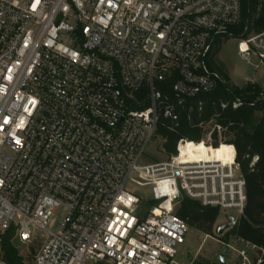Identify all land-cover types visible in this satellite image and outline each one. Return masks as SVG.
<instances>
[{
	"label": "built area",
	"instance_id": "built-area-1",
	"mask_svg": "<svg viewBox=\"0 0 264 264\" xmlns=\"http://www.w3.org/2000/svg\"><path fill=\"white\" fill-rule=\"evenodd\" d=\"M241 20L242 0H0V264L9 234L23 264H178L185 196L233 216L227 233L237 225L247 191L233 144L186 157L215 148L208 131L147 158L159 127L224 81L214 52ZM236 39L264 66V30ZM136 185L164 202L145 209ZM237 241L224 243L239 264L262 263Z\"/></svg>",
	"mask_w": 264,
	"mask_h": 264
},
{
	"label": "trees",
	"instance_id": "trees-1",
	"mask_svg": "<svg viewBox=\"0 0 264 264\" xmlns=\"http://www.w3.org/2000/svg\"><path fill=\"white\" fill-rule=\"evenodd\" d=\"M263 30L264 1L242 0L241 23L231 27L227 35L218 39L214 56L216 57L228 39L246 38ZM214 66L224 75V81L214 91L201 93L187 101L175 128L166 121L165 125L159 127L157 139L161 143V152L166 158H170L178 154L177 144L181 139L199 143L208 132L207 126L211 124L216 127L212 133V144L215 148H209L205 143H200L196 148L195 145L189 144L187 155L201 147L200 156L210 155L212 151L215 156L222 158L228 153V147L224 144L219 146L221 134L224 135L223 140L226 143L235 146L237 160L246 180L247 202L237 225L221 238L224 242H229L232 234L236 240L249 242L264 251V88L259 84H248L244 87L235 85L220 64L215 63ZM137 95L139 98L146 97V89ZM235 102L242 104L234 107ZM257 112H262L260 119L256 117ZM218 126L222 128L221 133L217 129ZM177 215L189 227L207 235H214L221 210L218 207L205 206L200 201L185 196L177 208ZM10 239L11 234L3 243V258L10 264H23V258ZM262 259L261 264H264V254ZM257 260L258 257L255 256L253 261ZM193 264L221 263L219 260L198 259Z\"/></svg>",
	"mask_w": 264,
	"mask_h": 264
},
{
	"label": "rangeland",
	"instance_id": "rangeland-1",
	"mask_svg": "<svg viewBox=\"0 0 264 264\" xmlns=\"http://www.w3.org/2000/svg\"><path fill=\"white\" fill-rule=\"evenodd\" d=\"M238 38V37H237ZM215 60L221 65L222 69L230 76L232 83L240 87H244L248 84H259L264 88V66H260L258 61L254 64H248L243 61L238 55V40L236 37L230 38L225 41L224 45L217 52ZM256 64H259L256 67ZM263 97V95H261ZM256 117L260 119L262 117V112H257ZM214 126L211 124L207 126L208 131H213ZM222 138L224 139V135ZM154 143L150 147L148 154V162L165 160L166 156L161 152V143L159 139H155ZM201 148V147H200ZM200 154V150L198 155ZM137 190L142 198L143 205L145 209L150 208L154 204H159L164 202V199L154 200V189L148 185H136ZM176 199L171 200L168 204H173ZM228 213L222 212L215 229L227 221ZM215 231V230H214ZM227 230L223 235H207L195 228L189 227V231L186 235V242L182 245L177 246L178 254L175 260L178 264H193L195 260L198 259H208L211 261H218L220 256L224 253V250L228 248L224 243V239L221 238L225 236ZM38 238L43 242L44 238L41 233L37 234ZM234 238V239H233ZM230 238L229 243L235 246L237 249H245V244L237 241L235 237ZM229 249V248H228ZM19 255H23L24 259L30 263L31 257L27 256L26 250L20 248L18 249ZM255 252L250 251V257L253 258ZM227 259L229 262H240L239 254L229 249L227 253Z\"/></svg>",
	"mask_w": 264,
	"mask_h": 264
},
{
	"label": "water",
	"instance_id": "water-1",
	"mask_svg": "<svg viewBox=\"0 0 264 264\" xmlns=\"http://www.w3.org/2000/svg\"><path fill=\"white\" fill-rule=\"evenodd\" d=\"M235 218L233 216H228L226 223L219 225L215 232L217 235H223L226 230L230 229L232 227V224L234 222ZM229 252V249L226 248L224 250V253L220 256L219 261L221 264H226V259H227V253Z\"/></svg>",
	"mask_w": 264,
	"mask_h": 264
},
{
	"label": "bare ground",
	"instance_id": "bare-ground-1",
	"mask_svg": "<svg viewBox=\"0 0 264 264\" xmlns=\"http://www.w3.org/2000/svg\"><path fill=\"white\" fill-rule=\"evenodd\" d=\"M200 148H198L194 153L187 155V153L185 154L186 157H191V156H197L198 152H199Z\"/></svg>",
	"mask_w": 264,
	"mask_h": 264
},
{
	"label": "crops",
	"instance_id": "crops-1",
	"mask_svg": "<svg viewBox=\"0 0 264 264\" xmlns=\"http://www.w3.org/2000/svg\"><path fill=\"white\" fill-rule=\"evenodd\" d=\"M235 262H229V260L228 259H226V264H234Z\"/></svg>",
	"mask_w": 264,
	"mask_h": 264
}]
</instances>
